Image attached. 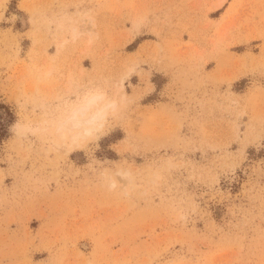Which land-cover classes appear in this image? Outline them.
Instances as JSON below:
<instances>
[{"label":"rangeland","instance_id":"374dc122","mask_svg":"<svg viewBox=\"0 0 264 264\" xmlns=\"http://www.w3.org/2000/svg\"><path fill=\"white\" fill-rule=\"evenodd\" d=\"M62 14L93 38L59 47ZM121 79L95 144L13 137L35 88ZM0 123V264H264V0H0ZM91 156L133 170L128 195Z\"/></svg>","mask_w":264,"mask_h":264},{"label":"clouds","instance_id":"9594fccd","mask_svg":"<svg viewBox=\"0 0 264 264\" xmlns=\"http://www.w3.org/2000/svg\"><path fill=\"white\" fill-rule=\"evenodd\" d=\"M42 25L53 33H63L59 47L91 33L81 31L79 22L70 14L46 18ZM134 69H129V72ZM54 69L38 70L37 80H49ZM132 101L123 89V79L118 81H69L53 97L42 93L39 87L20 98L17 107L21 116L12 126L13 137L20 142L42 139L51 151L61 152L83 149L105 136L112 125L121 120ZM27 113L25 117L23 114ZM94 161V163H92ZM91 173L109 192L128 195L123 181L131 183L134 172L120 161H99L91 156ZM181 219L184 217L181 216Z\"/></svg>","mask_w":264,"mask_h":264},{"label":"trees","instance_id":"16d2710c","mask_svg":"<svg viewBox=\"0 0 264 264\" xmlns=\"http://www.w3.org/2000/svg\"><path fill=\"white\" fill-rule=\"evenodd\" d=\"M0 129H3V124L0 123ZM0 135H1V131H0Z\"/></svg>","mask_w":264,"mask_h":264}]
</instances>
